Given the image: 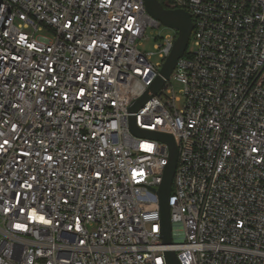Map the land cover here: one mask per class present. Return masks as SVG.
Listing matches in <instances>:
<instances>
[{
	"label": "built area",
	"instance_id": "1",
	"mask_svg": "<svg viewBox=\"0 0 264 264\" xmlns=\"http://www.w3.org/2000/svg\"><path fill=\"white\" fill-rule=\"evenodd\" d=\"M159 1L194 49L132 112L178 38L151 63L145 0H0V264H264V0ZM131 118L178 149L172 245L170 150Z\"/></svg>",
	"mask_w": 264,
	"mask_h": 264
},
{
	"label": "water",
	"instance_id": "2",
	"mask_svg": "<svg viewBox=\"0 0 264 264\" xmlns=\"http://www.w3.org/2000/svg\"><path fill=\"white\" fill-rule=\"evenodd\" d=\"M145 7L148 14L163 26L176 30L178 32V38L170 56L167 58L161 69L160 77L156 80L150 90L134 103L130 109L132 112L139 110L151 98L157 95L165 82L170 79L179 59L183 57L188 48L193 31L192 17L188 12L184 10H166L159 0H145ZM130 129L136 136L154 138L164 142L169 147L170 159L164 172L162 185L158 191V197L161 211L163 244L172 245V222L169 199L178 162V149L176 143L171 135L140 130L136 126L133 118L130 119ZM165 256L168 264H180L175 252H167Z\"/></svg>",
	"mask_w": 264,
	"mask_h": 264
},
{
	"label": "rangeland",
	"instance_id": "3",
	"mask_svg": "<svg viewBox=\"0 0 264 264\" xmlns=\"http://www.w3.org/2000/svg\"><path fill=\"white\" fill-rule=\"evenodd\" d=\"M175 30L169 27L161 26L159 28L149 27L146 31L145 39L140 41L139 49L147 54H150L151 63L154 65L162 62V59L159 57L158 46L163 43V40L175 34ZM194 49L193 44L190 43L188 47V52H191ZM172 84L175 86V90L179 92L182 89V86L176 83L174 80Z\"/></svg>",
	"mask_w": 264,
	"mask_h": 264
}]
</instances>
